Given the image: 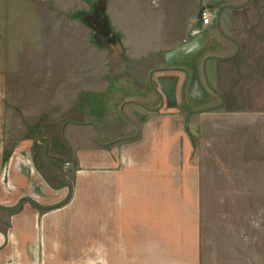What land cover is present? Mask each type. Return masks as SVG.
Wrapping results in <instances>:
<instances>
[{"label":"crops","instance_id":"1","mask_svg":"<svg viewBox=\"0 0 264 264\" xmlns=\"http://www.w3.org/2000/svg\"><path fill=\"white\" fill-rule=\"evenodd\" d=\"M69 2L0 0V264H204L203 182L239 211L228 225H245L261 198L264 0H106L124 78L104 50L88 70L80 46L70 52ZM213 5L216 19L200 25L198 9ZM17 74L88 77L95 91L123 81L160 105L129 119L132 135L67 123L70 171L32 138L7 145L5 87Z\"/></svg>","mask_w":264,"mask_h":264},{"label":"rangeland","instance_id":"2","mask_svg":"<svg viewBox=\"0 0 264 264\" xmlns=\"http://www.w3.org/2000/svg\"><path fill=\"white\" fill-rule=\"evenodd\" d=\"M69 3L70 52L73 51L76 57L80 46V55L86 58L84 67L88 70L94 67L97 51L104 50L113 63H110V68L118 70L114 77L124 78L125 67L120 64L123 60L119 50L121 38L111 27L106 0H70ZM109 4L111 6L113 2L109 1ZM214 7L218 10V6ZM73 24L89 30V38L87 32H79L72 27ZM66 52L65 55L70 57V52ZM10 76L5 87L7 145L32 138L36 153H43L47 148V153L59 155L64 160L62 167L70 171L73 164L65 161L67 153L61 139L67 123H97L102 134L124 132L132 135L136 128L130 125L129 119L141 122L146 114L144 106L153 108L160 105L156 99L147 102L143 97L128 96L125 87L118 89L122 84L125 86L123 81L108 80L104 91H95L92 89L93 80L88 77L84 81H65L60 79L61 76L53 80H48L46 75L39 76L37 80L29 79L28 74ZM172 99L169 98V101ZM84 136L78 129L74 133L79 141ZM259 180L262 189L260 202L254 208L245 209L246 223L243 226L227 224L226 217L237 218L239 211L223 210L220 194L211 197L206 182H203L201 230L203 248L207 252L204 264H264V177Z\"/></svg>","mask_w":264,"mask_h":264},{"label":"built area","instance_id":"3","mask_svg":"<svg viewBox=\"0 0 264 264\" xmlns=\"http://www.w3.org/2000/svg\"><path fill=\"white\" fill-rule=\"evenodd\" d=\"M218 15L217 9L209 6H204L199 12L200 25H208Z\"/></svg>","mask_w":264,"mask_h":264},{"label":"trees","instance_id":"4","mask_svg":"<svg viewBox=\"0 0 264 264\" xmlns=\"http://www.w3.org/2000/svg\"><path fill=\"white\" fill-rule=\"evenodd\" d=\"M119 38H120V36H119ZM118 39V38H117Z\"/></svg>","mask_w":264,"mask_h":264}]
</instances>
